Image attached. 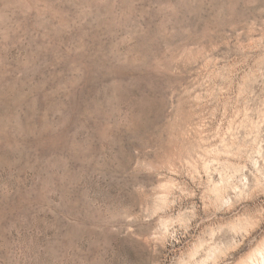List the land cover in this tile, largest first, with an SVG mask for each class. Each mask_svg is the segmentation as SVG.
<instances>
[{
    "label": "rangeland",
    "instance_id": "1",
    "mask_svg": "<svg viewBox=\"0 0 264 264\" xmlns=\"http://www.w3.org/2000/svg\"><path fill=\"white\" fill-rule=\"evenodd\" d=\"M102 92H163L144 159ZM263 187L264 0H0V264L257 262Z\"/></svg>",
    "mask_w": 264,
    "mask_h": 264
},
{
    "label": "bare ground",
    "instance_id": "2",
    "mask_svg": "<svg viewBox=\"0 0 264 264\" xmlns=\"http://www.w3.org/2000/svg\"><path fill=\"white\" fill-rule=\"evenodd\" d=\"M143 33V32H142ZM206 33V32H205ZM138 34V33H137ZM135 36V34H134ZM138 36V35H137ZM121 44V43H120ZM118 45V44H117ZM117 47V46H116ZM119 50V49H118ZM129 52V50H128ZM124 58V57H123ZM170 62V61H169ZM166 67V66H165ZM144 77V76H143ZM162 79V78H161ZM163 92H102V115H103V136L107 139L111 138L115 152L118 157L124 151V148L136 149L139 154V159H144L145 151L152 147L157 137V130L159 122L164 113V98L162 97ZM191 97V96H190ZM98 107V106H97ZM173 107V106H172ZM244 116V115H243ZM236 120V119H235ZM238 120V119H237ZM235 122V121H234ZM230 124V123H229ZM238 124V123H237ZM220 125V124H219ZM232 125V124H231ZM242 127V124H240ZM220 127V126H219ZM185 129V128H184ZM232 129V128H231ZM227 131V130H226ZM221 133V132H220ZM189 135V134H188ZM160 136V135H159ZM199 136V135H198ZM218 136V135H217ZM200 137V136H199ZM161 138V137H160ZM199 139V138H198ZM173 140V139H172ZM186 140V139H184ZM222 140V139H221ZM191 141V140H190ZM194 141V140H193ZM197 141V140H196ZM202 140L198 141L193 147V151L202 149ZM126 142V143H125ZM185 142V141H184ZM195 142V141H194ZM193 142V143H194ZM235 142V141H234ZM211 143V142H210ZM190 144V143H189ZM192 144V143H191ZM105 145V144H104ZM167 145V144H166ZM183 145V144H182ZM181 145V146H182ZM210 145V144H209ZM188 146V145H187ZM192 147V146H191ZM196 147V148H195ZM226 149V148H225ZM241 149V148H240ZM192 150V149H191ZM228 150V149H227ZM226 150V151H227ZM200 151V150H199ZM207 151V150H206ZM240 151V150H239ZM242 151V150H241ZM209 152V151H207ZM191 153V152H190ZM206 153V152H205ZM204 153V154H205ZM113 154V153H112ZM195 154V153H194ZM197 154V152H196ZM195 154V155H196ZM212 154V153H211ZM259 154V153H258ZM257 154V155H258ZM155 156V155H154ZM206 156V154H205ZM207 156H211L207 154ZM206 156V157H207ZM213 156V154H212ZM215 157V156H213ZM237 156V155H236ZM102 157V156H101ZM110 157V156H109ZM208 157V158H209ZM239 157V156H238ZM185 158V157H184ZM197 158V157H196ZM217 158V157H216ZM240 158V157H239ZM113 159V158H112ZM142 159V160H143ZM174 159V158H173ZM177 159V158H176ZM141 161V160H140ZM194 161V160H193ZM247 161V160H246ZM238 162V161H237ZM256 162V161H255ZM124 163V162H123ZM143 163V162H142ZM189 163V162H187ZM199 163V162H198ZM217 163V162H216ZM195 164V163H194ZM237 164V163H236ZM247 164V163H246ZM245 164V166H246ZM192 165V164H191ZM197 165V163L195 164ZM218 165V164H217ZM250 165V164H249ZM142 166V165H141ZM241 166V165H240ZM200 169L203 175L209 177V167L205 163H200ZM256 167V166H255ZM143 168V167H142ZM196 166H190L187 164L186 174L193 176L195 174ZM246 168V167H245ZM258 168V167H257ZM116 169V168H115ZM119 169V167L117 168ZM242 170V169H241ZM112 172V171H111ZM246 173V172H245ZM174 174V173H173ZM121 175V174H120ZM111 177V176H110ZM123 177V176H122ZM125 177V176H124ZM134 177V176H133ZM207 177V178H208ZM113 178V177H112ZM135 178V177H134ZM133 178V179H134ZM114 179V178H113ZM132 179V178H131ZM136 179V178H135ZM194 179V178H192ZM197 179V178H196ZM181 180V179H180ZM137 181V180H136ZM168 182V181H167ZM166 182V183H167ZM174 182V181H173ZM209 182V181H208ZM165 183V184H166ZM171 182H169L170 184ZM137 184H139L137 182ZM176 184V183H175ZM132 185V184H131ZM212 185V182H211ZM202 186V185H201ZM107 187V186H106ZM185 187V186H183ZM192 187V186H191ZM198 187V186H197ZM161 188V187H160ZM168 188V187H166ZM163 189V188H162ZM169 189V188H168ZM167 189V190H168ZM201 189V188H200ZM215 189V188H214ZM264 189V187H263ZM162 191V190H161ZM176 191V190H175ZM190 192V191H189ZM202 192V191H201ZM234 192V191H233ZM185 195V194H184ZM240 195V194H239ZM188 198V197H187ZM192 198V197H191ZM195 198V197H194ZM244 198V197H243ZM206 200V199H205ZM256 200V199H255ZM241 201V200H240ZM110 202V201H109ZM254 202V201H253ZM209 205V204H208ZM118 207V206H117ZM134 207V206H133ZM230 210V209H229ZM238 218V217H237ZM243 218V217H242ZM239 219V218H238ZM253 220V219H252ZM257 220V219H256ZM262 221V220H261ZM258 222H252L250 226L256 227L260 225ZM236 227V226H235ZM234 227V228H235ZM247 227V226H246ZM241 228L236 230L244 231L246 236L248 235L247 228ZM233 228V227H232ZM252 230V229H251ZM236 232V233H237ZM154 233V232H153ZM250 233V232H249ZM240 234V233H239ZM251 234V233H250ZM255 234V232H254ZM249 238V237H248ZM260 239V238H259ZM257 241V240H256ZM257 247V246H256ZM259 245V249L256 250V256L258 261L253 257H249L246 261H242L240 264H264V254L261 257V249L264 250V241ZM251 252V251H250ZM264 253V252H263ZM249 254V253H248ZM250 255V254H249ZM248 256V255H247ZM245 258V257H244ZM240 261V260H239ZM255 261V262H254ZM239 262H237L238 264Z\"/></svg>",
    "mask_w": 264,
    "mask_h": 264
}]
</instances>
